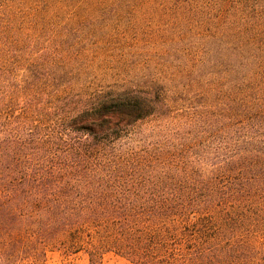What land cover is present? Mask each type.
I'll use <instances>...</instances> for the list:
<instances>
[{"label":"rangeland","instance_id":"374dc122","mask_svg":"<svg viewBox=\"0 0 264 264\" xmlns=\"http://www.w3.org/2000/svg\"><path fill=\"white\" fill-rule=\"evenodd\" d=\"M151 88L92 141L91 99ZM252 182L264 0H0V264H262Z\"/></svg>","mask_w":264,"mask_h":264},{"label":"trees","instance_id":"16d2710c","mask_svg":"<svg viewBox=\"0 0 264 264\" xmlns=\"http://www.w3.org/2000/svg\"><path fill=\"white\" fill-rule=\"evenodd\" d=\"M152 90L153 88L147 91L127 89L105 95L99 94L91 99L88 107H90L92 113L89 117L95 124L86 127V130L92 135V141H97L95 138L96 132L107 134L111 126L109 123L113 118L133 124L144 122L149 116L163 114L165 112V110L162 111L164 106L160 103L162 97L153 95ZM263 188L254 182L246 184L243 190L232 186L229 190V196L234 203H241L244 200L254 202L264 198ZM237 210L244 211L241 214L248 211L245 208H238Z\"/></svg>","mask_w":264,"mask_h":264}]
</instances>
